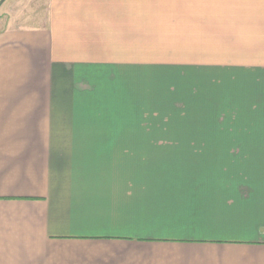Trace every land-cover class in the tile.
<instances>
[{"label": "crops", "instance_id": "0c3cea01", "mask_svg": "<svg viewBox=\"0 0 264 264\" xmlns=\"http://www.w3.org/2000/svg\"><path fill=\"white\" fill-rule=\"evenodd\" d=\"M171 1L135 120L148 0H0V264H264V0Z\"/></svg>", "mask_w": 264, "mask_h": 264}, {"label": "rangeland", "instance_id": "374dc122", "mask_svg": "<svg viewBox=\"0 0 264 264\" xmlns=\"http://www.w3.org/2000/svg\"><path fill=\"white\" fill-rule=\"evenodd\" d=\"M5 9L7 7L1 10H4V13H6ZM171 9V0H148V26L142 41H136L132 48L122 49L126 52L124 53L125 55L127 54L126 56H132L131 59H138L140 56L142 65L124 66L125 72H117V75H110L114 80L116 90L124 88L128 81L134 82L133 78L135 77L137 78V83L142 80V84H138L136 88L138 92L133 94L132 97L138 98L136 94L141 90L140 94L145 98L143 102H146V104L142 106L133 105L127 108L125 113L126 118L135 120L144 118L150 120L162 119L170 115V112L166 111H169L171 108L172 65L170 63H161L159 60L170 62L171 59ZM9 16L11 17V15ZM132 34L135 36V33ZM136 71L139 72L135 73ZM116 98L117 103L124 100L123 96L117 95ZM159 109L165 111L160 112L158 111Z\"/></svg>", "mask_w": 264, "mask_h": 264}]
</instances>
